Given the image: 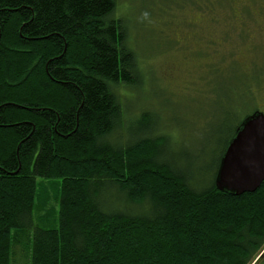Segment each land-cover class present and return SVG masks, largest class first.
Returning a JSON list of instances; mask_svg holds the SVG:
<instances>
[{
	"label": "trees",
	"instance_id": "16d2710c",
	"mask_svg": "<svg viewBox=\"0 0 264 264\" xmlns=\"http://www.w3.org/2000/svg\"><path fill=\"white\" fill-rule=\"evenodd\" d=\"M116 5L0 0V264L16 247L31 264H254L264 182L233 196L215 179L243 119L263 111L233 117L228 98L233 127L211 179L202 155L187 167L170 157L150 112L125 128L120 91L142 77ZM38 179L60 182L52 224L36 216Z\"/></svg>",
	"mask_w": 264,
	"mask_h": 264
},
{
	"label": "rangeland",
	"instance_id": "374dc122",
	"mask_svg": "<svg viewBox=\"0 0 264 264\" xmlns=\"http://www.w3.org/2000/svg\"><path fill=\"white\" fill-rule=\"evenodd\" d=\"M116 3L113 18L125 21L127 43L142 77L140 86L120 91L125 128L150 112L154 135L169 137L170 157L187 167L202 155L199 163L211 179L233 127L227 117L228 98L235 102L233 117L243 118L254 110L264 113V0ZM245 85L250 98L238 106L236 90L241 92ZM38 182L36 216L52 224L58 217L55 198L60 182ZM108 200L123 210L116 199ZM25 253L16 247L11 264H31V252ZM254 264H264V257Z\"/></svg>",
	"mask_w": 264,
	"mask_h": 264
},
{
	"label": "water",
	"instance_id": "95a60500",
	"mask_svg": "<svg viewBox=\"0 0 264 264\" xmlns=\"http://www.w3.org/2000/svg\"><path fill=\"white\" fill-rule=\"evenodd\" d=\"M264 182V113L243 119L221 159L215 185L233 196L256 192Z\"/></svg>",
	"mask_w": 264,
	"mask_h": 264
}]
</instances>
